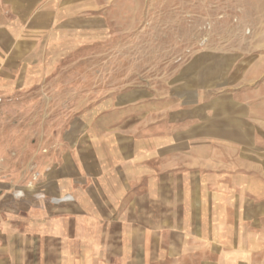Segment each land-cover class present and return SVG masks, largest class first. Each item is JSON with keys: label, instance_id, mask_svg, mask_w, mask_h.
<instances>
[{"label": "rangeland", "instance_id": "rangeland-1", "mask_svg": "<svg viewBox=\"0 0 264 264\" xmlns=\"http://www.w3.org/2000/svg\"><path fill=\"white\" fill-rule=\"evenodd\" d=\"M35 57L0 76V181L54 211L85 198V148L103 149L138 173L124 214L163 207L149 248L123 236L68 264H264V0H85V28Z\"/></svg>", "mask_w": 264, "mask_h": 264}, {"label": "crops", "instance_id": "crops-1", "mask_svg": "<svg viewBox=\"0 0 264 264\" xmlns=\"http://www.w3.org/2000/svg\"><path fill=\"white\" fill-rule=\"evenodd\" d=\"M75 28H85V0H0V76L31 74L28 72L31 68L19 65L34 62L42 44L57 43L63 37L73 38ZM119 155L117 149L111 150L110 156ZM109 160L113 158H107L103 149L85 148V191L82 193L85 198L75 196L53 206L54 211H43L35 192L33 195L12 192L13 186L2 177L0 264H26L28 254L34 251L64 252L66 256L60 263L68 264L78 259L71 253L79 251L80 246L85 247V260L96 255L99 260L118 246L120 250L123 236L130 250L136 249L138 237L145 235L149 248L154 235L164 234L159 232L164 226L163 219L160 220L163 207H152L144 218L131 213L134 207L125 214L119 209L124 204L125 191L137 186L138 173L132 168L134 162L127 160L121 165L120 160L119 165L116 162L111 165ZM62 173L66 188L73 186L75 177L82 178L81 169H73L70 164H65ZM30 204L37 209L26 211Z\"/></svg>", "mask_w": 264, "mask_h": 264}]
</instances>
